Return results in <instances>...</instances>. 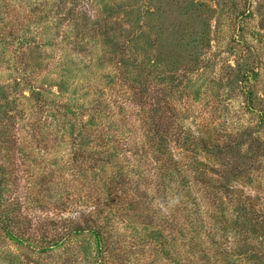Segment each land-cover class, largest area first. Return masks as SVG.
Listing matches in <instances>:
<instances>
[{
  "label": "rangeland",
  "instance_id": "rangeland-1",
  "mask_svg": "<svg viewBox=\"0 0 264 264\" xmlns=\"http://www.w3.org/2000/svg\"><path fill=\"white\" fill-rule=\"evenodd\" d=\"M140 111L193 136L156 149L179 174L153 178L158 164L134 148L146 140ZM127 116L120 161L139 171L138 192L105 205L104 245L65 237L63 220L101 206L99 180L116 172L90 141L80 172V125ZM1 177L30 242L0 229V264H264V0H0ZM145 224L166 245L132 242Z\"/></svg>",
  "mask_w": 264,
  "mask_h": 264
},
{
  "label": "trees",
  "instance_id": "trees-1",
  "mask_svg": "<svg viewBox=\"0 0 264 264\" xmlns=\"http://www.w3.org/2000/svg\"><path fill=\"white\" fill-rule=\"evenodd\" d=\"M157 103H153L151 105V107L155 106ZM142 109L144 108V106H142ZM103 109L101 108H96L94 110L95 113H92L91 118H95V117H100L101 119L104 117H102V115H100L99 113L102 111ZM141 110V109H140ZM154 111V110H152ZM139 112V111H138ZM98 113V114H96ZM82 116V114L80 113V117ZM139 123L140 126L142 127V131H144V138L146 140H144L143 142L139 143L138 139H134L133 140V145L137 143H139L140 145H134V148L137 149V151L143 150L146 156L147 153H151L150 155H152V160L153 163L155 165L158 164L160 170L157 172V174H153V178L157 177L158 174H165V176H167L168 174L173 175L175 174H179L178 173V163L172 159L174 158L173 156L171 157L169 154V157L166 159V161H164L163 159V155L159 154L158 151L156 150L158 146H164L167 144V140L173 138L172 140L175 142L176 140H178V138H180V133L177 132L175 134H169V130L167 125L164 123V119L162 117L159 119H153L152 117L147 116V113L145 112H141L139 114ZM90 118V120H91ZM131 116H127V123L123 122L120 123V120H116L113 124L112 127L114 129L111 128V126L109 127V125H106L107 123L104 122H98V125L96 124L95 120L93 122V127L91 128V123L90 120L88 121V125L87 128L89 126V129H87L85 126L80 125V172L82 170L85 169L86 170L89 169V166L87 165V159H85V164H81V158L83 155H81V152L83 150V145L84 141H90L89 143L95 144V145H91L90 147L93 149V151L95 152V150L98 148V152L97 155L98 156H102L103 158H106V160L110 163H112L111 165L114 166V168L116 169L115 172V176L111 177V180L105 179V180H99L100 183V189H99V193L96 194V197L99 198L102 197L101 201L103 202V204L101 206H94L93 211H88L87 213H85L84 211H82L78 216V219L76 221H80L79 224H75V221H72V219H66L63 220V222L61 224H68L69 226V230L68 232L65 234V237L68 235H74V234H80V233H90L92 234L100 243L101 245H104L103 243V238H104V233H103V227H106L108 224H110L109 219L111 217L112 211L110 208L105 207V205H110L112 206V204L114 203V201H117L118 204H124L125 203V199H120V200H115V195L117 193H121L122 190L125 187H133L132 190V195H135L138 191L134 189H136V186H138V180L135 181L133 180V177L137 176V178L139 179L141 176L139 175V171L135 170V171H128L126 169L125 166L122 165V161H120V156L121 158L123 157L121 154L123 153V148H127L128 144L126 143V139H124V141H122L121 139H117V135L120 134L123 136V133H119L118 132V127H121L123 129V131L126 129V124H128V121L130 120ZM97 120V119H96ZM103 120V119H102ZM119 123V124H116ZM81 124V123H80ZM130 138L131 134L128 135ZM183 140V145H193L194 144V138L193 136H188L186 135V133L184 134V138H180ZM149 140V141H147ZM153 141V143L151 145H155V146H149L147 152H145V148L143 147V143L145 142H150ZM172 141V142H173ZM177 142V141H176ZM150 145V143H149ZM130 148V147H129ZM141 149V150H139ZM136 151V152H137ZM96 154H91V158H93L92 156H95ZM139 153H136V156H138ZM141 156V154H140ZM85 157V156H84ZM94 159V158H93ZM101 161H103L102 158H100ZM134 161H136L137 159H133ZM135 164V163H134ZM133 164V165H134ZM132 165V166H133ZM118 167L120 169H118ZM118 169V170H117ZM118 171V172H117ZM83 173V174H84ZM131 174L130 177H125L124 174ZM82 174V175H83ZM81 175V176H82ZM4 176H8V173L5 172ZM80 176V177H81ZM140 176V177H139ZM154 180V179H153ZM0 183H6V181H4V179L1 177ZM186 188V187H185ZM99 195V196H98ZM2 198L0 197V223H5L8 224L7 225H1L2 227L0 228L4 233L5 236L8 237V239L13 242L14 244H17L19 246H26L28 242V236L25 238L24 235H21V231H17L18 227H15V219H11L8 216L9 211H7L1 202ZM100 200V198H99ZM106 210H108L106 212ZM104 213V214H103ZM140 215L137 216V218H139ZM121 222V221H120ZM123 222V221H122ZM52 223V222H50ZM49 223V224H50ZM59 223V222H57ZM131 223H133V221H131ZM55 223H52V226L55 227ZM71 225V226H70ZM81 225H85V227H81ZM159 228H161V225H158ZM163 228V232L165 230L164 227ZM144 229L150 230L149 234H147L146 236H139V234H135L133 236V240H131L132 242L136 243L138 246H141L140 249L142 247H144V244L146 242L151 243L154 242L155 244L157 243L159 245V243L165 244L166 242L165 240H163V234L161 233V231L159 232L156 229L153 228H148V226L145 227ZM153 229V230H151ZM21 235V236H20ZM130 236H131V232H130ZM129 236V238H130ZM136 238H140V239H136ZM136 239V240H135ZM51 247H57L59 245V241L58 238H52L51 239ZM98 242V243H99ZM106 245V244H105ZM30 247V245H29Z\"/></svg>",
  "mask_w": 264,
  "mask_h": 264
}]
</instances>
